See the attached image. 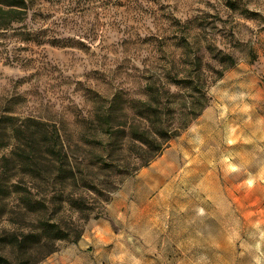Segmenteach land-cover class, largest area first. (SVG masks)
<instances>
[{
  "label": "rangeland",
  "instance_id": "1",
  "mask_svg": "<svg viewBox=\"0 0 264 264\" xmlns=\"http://www.w3.org/2000/svg\"><path fill=\"white\" fill-rule=\"evenodd\" d=\"M21 1L0 29V114L57 130L56 199L94 210L67 209L80 237L39 264H264V0ZM188 68L205 96L171 82ZM141 100L167 127L202 109L139 167L122 129L157 122Z\"/></svg>",
  "mask_w": 264,
  "mask_h": 264
},
{
  "label": "trees",
  "instance_id": "2",
  "mask_svg": "<svg viewBox=\"0 0 264 264\" xmlns=\"http://www.w3.org/2000/svg\"><path fill=\"white\" fill-rule=\"evenodd\" d=\"M20 5H23L21 0H0V29H7L13 21L20 20L12 17ZM218 56L224 57L220 51ZM227 57L233 61L230 56ZM194 71L188 68L183 78L171 82L205 96L206 92L197 80L199 75ZM147 90L148 96L157 93L156 90ZM137 102L142 105L140 120L145 123L151 117L157 120L152 122V127L124 126L122 129L124 132L126 129L129 137L140 147L141 152L135 153L140 161L139 167L146 166L159 155L167 143L179 135L202 109L196 110L195 102L188 101L178 112L181 125L167 127L162 124L160 113L151 114L147 111V101ZM45 126L32 118L19 119L13 115L0 114V220L4 217L10 225L8 230H0V247L9 248L12 255L3 254L0 248V264H39L57 250L59 242H76L80 237L79 219L61 222V215L67 209L77 210L85 219L94 213V210L82 206L78 200L63 196L56 199L54 186L60 173L65 171L62 165L66 155L57 130L52 127L48 131ZM139 129L141 134L138 133ZM29 140L36 142L37 155L43 154L44 158L33 153L29 155ZM130 173L128 168L121 171L123 175ZM66 177L67 181L72 178Z\"/></svg>",
  "mask_w": 264,
  "mask_h": 264
}]
</instances>
